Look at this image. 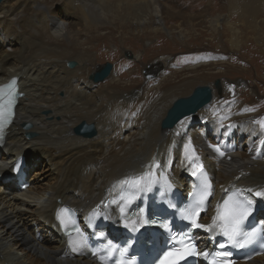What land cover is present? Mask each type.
Here are the masks:
<instances>
[{
    "label": "bare ground",
    "instance_id": "bare-ground-1",
    "mask_svg": "<svg viewBox=\"0 0 264 264\" xmlns=\"http://www.w3.org/2000/svg\"><path fill=\"white\" fill-rule=\"evenodd\" d=\"M262 1L228 0L226 6L239 17L249 14L257 18ZM57 2L75 8L77 19L74 10L57 15L53 10ZM162 2L6 0L0 5V85L18 79L22 94L15 123L0 150L1 264H99L69 249L58 212L66 205L82 217L102 210L117 227L119 207H110L109 201L124 181L149 173L156 162L183 189L191 185V175L200 166L209 171L214 196L202 219L204 225L213 224L218 215L216 200L232 189L250 197L261 208L258 219L264 221V196H254L255 192H264V159L253 125L264 126L253 123L259 115H254L253 106L243 101L241 89L232 83L216 85L218 78L232 74V57L205 56L183 64L156 57L149 68L154 77L147 86L139 71L123 73L122 78L114 69L105 84L92 81L98 65L93 55L96 43L116 37L123 42L136 33L141 39L149 34L170 37L184 32L183 27L168 28L165 20L180 17L188 22L191 18L173 12ZM73 16L75 22L70 20ZM229 19L211 23L219 31L221 21L229 25ZM226 30L231 33L228 43L232 50H241L245 46L237 37L241 32L233 25ZM8 45L16 48L7 50ZM134 60L144 62L145 58L135 56ZM70 62L76 63L74 69L67 66ZM205 86L211 89L212 101L197 115L183 119L170 130L163 129L162 123L175 102ZM81 122L94 126L96 135H76ZM27 123L28 131L24 128ZM207 125L215 129L213 142L204 131ZM241 126L244 131H252L242 153L238 151L241 144L236 145V137H231ZM31 132L36 136L29 138ZM33 145H38V150ZM21 155L29 159L24 172L30 187L25 191L18 190L19 176L12 173ZM41 163L52 168L45 184L40 183L47 172L44 166L32 175ZM200 240L205 247L213 243L207 235ZM238 264H264V255Z\"/></svg>",
    "mask_w": 264,
    "mask_h": 264
},
{
    "label": "rangeland",
    "instance_id": "rangeland-1",
    "mask_svg": "<svg viewBox=\"0 0 264 264\" xmlns=\"http://www.w3.org/2000/svg\"><path fill=\"white\" fill-rule=\"evenodd\" d=\"M51 1L52 0H49L50 3ZM161 1H163L162 3L165 7L173 9V12L184 16L186 15L187 17L191 18V20L188 22H185V18L180 17L166 18L165 23L168 28L177 30V27H183V29L185 28L184 32H180L179 34L176 33L170 37L167 34H163V36L149 34L148 36L141 37V39H139L140 36H137L136 33L135 35L127 36L126 39H123V42L121 38L116 37L114 40L103 41L100 45L96 43L94 45V47L96 46V49L94 50L93 55L98 61L97 67L104 66L105 64H112L115 67L114 69L119 71L118 76H122V78L123 73H137L139 71L140 76L145 78V83L143 85L147 86L149 83L148 81H150L153 77L148 80L146 75H151V60L156 57L163 56L164 58H169V62L172 64H183L187 62L188 59H191L192 61L194 60L195 62L205 56L232 57L234 60V62L231 63L233 68L232 74L225 79L218 78L217 80H219L218 82H220V84L221 82L232 83L235 84L234 86H237L238 89H241V96H244L243 101L246 102L247 106H253V111H255L254 115H259H257L258 118L255 119V122L253 123L256 124L257 122H264V1L260 2L262 4H260L261 11L260 14L257 15V18L249 14L239 17L234 14V12L231 13V11L228 10V7L226 6L228 0ZM86 3H92V0H86ZM55 4L56 5L53 10L57 15H65V13L69 12L73 13L74 10L76 17L73 16V18L70 20L75 22L78 16L76 15L75 8H71V10L70 7L66 6L65 4H60L58 2ZM228 17L230 18L229 25L221 21V30L219 29V31H217L213 28L211 20L223 18V20L225 19L224 21H226ZM232 25L234 28L238 29L239 33L241 32L237 37L239 38V41L243 40L244 45L246 46H243L241 50H232L230 44L228 43L231 33L229 31L227 33L226 29L230 28V26L232 27ZM191 29H194V31ZM181 35H185L186 37H181ZM173 36L174 38H172ZM144 43H146V45H144ZM8 46L9 47H7V50L10 51L16 48L14 45ZM135 56H140L142 59L145 58L144 62H136L134 60ZM128 80L131 81L132 79ZM105 82L97 84L102 85L105 84ZM243 85L245 87H243ZM238 97L240 96L238 95ZM245 97H247V99ZM248 110H250V108H248ZM27 124L29 125V123ZM258 126L253 125V134L257 133L255 134V140H260L261 142L260 152L262 159H264V128H259ZM207 127V130L204 128V131H208L207 139L213 142L215 129L208 125ZM197 128L202 127L197 125ZM238 133H240L239 136ZM32 134L36 136L35 133ZM251 134L252 131H244V127L241 129L237 128V130L231 134V137L235 136L237 139V141H234L235 144H241V149H237L238 151H241V153L244 149H246V147H248ZM255 140L254 142H256ZM38 147V145L32 146L33 149L37 150ZM42 166L46 168L47 172H45V174L40 177L44 179L40 180V183L45 184V181L48 180L51 174L52 168L50 164L41 163L39 166H35V169L32 170V175L35 170L41 169ZM5 184L10 186L7 182ZM18 190H20V187H18ZM28 220H30V218H28ZM21 255L22 253H18L19 257H21Z\"/></svg>",
    "mask_w": 264,
    "mask_h": 264
},
{
    "label": "snow or ice",
    "instance_id": "snow-or-ice-1",
    "mask_svg": "<svg viewBox=\"0 0 264 264\" xmlns=\"http://www.w3.org/2000/svg\"><path fill=\"white\" fill-rule=\"evenodd\" d=\"M15 80H13L9 85L5 87H0V120L5 118H10L13 115V107L15 104V96L17 94V89L15 87ZM264 126V122H260ZM2 139V137H0ZM193 175H196L194 172ZM145 177H137L132 180H126L123 183L128 186L127 191H122L118 199L111 201L112 204H118L120 201H123L125 204H130L136 197L134 193H140L147 190L149 185L144 183ZM211 185L207 183V177L205 176L204 187L196 194V203L185 209L183 212V218L191 222V226L194 228H206L208 231H213L214 228H220L221 234L224 237H227L228 243L232 246L243 248L247 244H250L253 241V238L256 236V232H246L244 231V223L248 217L253 212V201L251 199H240L239 192L229 196V198L224 202V211L222 214H218L216 219L213 221L212 225H204L197 222L199 217V208L202 207L204 200L208 195H211L210 192ZM251 191V190H249ZM254 196H264V192L258 191L254 193ZM67 209L64 210L67 213ZM121 213L124 212V207H120ZM219 221V223H217ZM63 222V220H62ZM155 221H144V223H154ZM126 228H131L132 231H136V221L133 220L130 223L124 225ZM167 227V225H165ZM103 236V233H101ZM190 239L186 235H180L179 240L181 243L185 239ZM173 239H176L174 236ZM221 248H224V244H220ZM109 252L115 251V246L109 244L107 247ZM127 252V248L120 251V256L123 257ZM197 253L195 245L188 243L184 244V247L181 249H176L175 251H168L164 254V258L161 261V264H179V261L185 260L189 256L200 255ZM207 257L208 253H202ZM218 256L227 257V252L217 253ZM102 260L105 257L101 258ZM119 264H125L124 261H120ZM222 264H230L229 261L224 260Z\"/></svg>",
    "mask_w": 264,
    "mask_h": 264
},
{
    "label": "water",
    "instance_id": "water-1",
    "mask_svg": "<svg viewBox=\"0 0 264 264\" xmlns=\"http://www.w3.org/2000/svg\"><path fill=\"white\" fill-rule=\"evenodd\" d=\"M6 0H0V5ZM76 63L71 62L68 64L70 69L75 68ZM113 72L112 64H105L104 66H98L96 73L93 75V81L95 83L105 82ZM151 76H148L150 78ZM217 86L220 82H217ZM212 101V92L209 87H200L195 90L192 96L184 99H180L175 102L173 107L169 110L167 117L162 123L163 129H172L183 119L190 117L192 115H197V113L204 108L207 104ZM26 130L30 129L29 125H25ZM75 134L78 136H83L85 138H92L96 135V130L94 126L82 123L77 129H75ZM29 138H33L34 135L29 134Z\"/></svg>",
    "mask_w": 264,
    "mask_h": 264
}]
</instances>
